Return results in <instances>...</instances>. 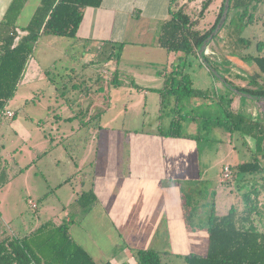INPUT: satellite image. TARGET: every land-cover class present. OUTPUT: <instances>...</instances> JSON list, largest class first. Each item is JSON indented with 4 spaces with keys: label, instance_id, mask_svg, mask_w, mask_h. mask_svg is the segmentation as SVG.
Here are the masks:
<instances>
[{
    "label": "rangeland",
    "instance_id": "rangeland-1",
    "mask_svg": "<svg viewBox=\"0 0 264 264\" xmlns=\"http://www.w3.org/2000/svg\"><path fill=\"white\" fill-rule=\"evenodd\" d=\"M203 1L192 0L189 12L196 15ZM35 3L36 0H32L27 8L29 14ZM241 12L242 9L232 10L230 18L237 14L233 21V28L243 26L242 36L252 41L251 46L243 51V55H264V2H254L251 5L248 12L253 13L254 17L247 26L242 24L247 21L248 16H239ZM27 21L28 17L25 15L21 23ZM54 36L57 35L44 36L36 45L35 49L38 51H34V54L43 52L49 53L52 57L61 55L59 56L61 58L50 62V66L42 69L45 72L49 68V72H45V75L40 74L38 77L34 72L33 80L22 81L15 96L7 104V109L13 110L16 116L0 117V154L2 155L0 170L3 166H7L11 178L0 184V217L8 231L17 234L16 236H22L44 221L61 220L64 217L73 216V211L79 207L73 198L66 201L64 205L55 193L44 195L40 192L45 191L46 182L52 177H57L62 172L68 176L71 172L69 168L75 161L78 163L86 161L88 164L85 171L88 172H91L94 166L109 170L118 169V167L123 170L130 168L133 169V178H136L135 169L138 167H136V161L128 157V153L131 154V151H128L129 146L139 142L141 138L139 134L143 131H160L169 128L174 115L170 107L173 108L175 105V97H169L173 101L172 104L169 106L170 99H168L165 108L161 110L159 95L154 90V87H163L164 79H162L161 71L165 68L171 71L185 67V71L193 79V86L198 89H209L210 93L208 96L182 97L179 103L184 109L182 113L201 115V117L195 120L187 117L182 127L185 135L170 141L173 143L172 147L166 144L165 149L152 151V154L157 155L161 152L167 155L168 148H171L173 156L180 153L182 160L180 163L179 160L173 161L169 171L172 177H176L179 175L178 166L184 165L183 155L186 153L189 172L186 173V178H173V182L179 183L182 191L189 198L197 224L205 223L213 209L217 215L227 213L232 205L231 199L232 202L237 200V194L234 196L231 194L232 188L229 182L220 180L224 164L250 159L249 151L243 142L248 141L251 144L254 140L237 127L230 130L214 120L206 123L204 116L215 115L217 109L222 110V105L216 97V83L220 81L205 65H201V60L191 59L184 66L183 60V64L167 62L168 53L164 51L165 49H160L164 55L156 57V53L148 54L136 47L120 51L118 47L112 50L110 46L103 51L98 50L93 57L83 58L72 54L78 51L79 47H71L69 43L67 44V37L64 42L52 43L50 38H56ZM218 39L216 47L224 61L218 67L219 72L229 76L228 69L232 70L234 67L232 68L231 65L234 63L235 69L247 76L246 70L241 69L251 72L249 67L252 62L228 55L227 49L224 50L222 47L225 37L219 36ZM260 41L262 45L258 48L257 43ZM51 43L53 46L50 45ZM69 45L71 48L65 53ZM110 53L114 54V58H109ZM118 56L124 59L119 68V84H116L102 77L104 73L98 68L101 66L111 69L109 73L111 76ZM228 58H231L233 62ZM170 60L172 61L173 58L171 57ZM33 70L34 68L31 67L29 77ZM141 73L146 75L143 79L139 76ZM237 75L240 76V74ZM235 76L236 74L232 77L235 78ZM240 79L248 83L251 81V78L243 76H240ZM132 83L146 87L148 94L145 95L140 89L131 86ZM251 85L260 86L254 83ZM227 91L236 95L228 89ZM249 102H258L255 104L264 106V100ZM261 113V118L264 119V107ZM221 114H224L223 110ZM15 121L17 124H14ZM188 135L202 137L198 139ZM89 145L100 146L103 150L98 153L96 150L89 152ZM234 146L237 147V151H233ZM116 153L119 156L117 164ZM233 153L235 157L232 156ZM61 155L68 156V162L60 158ZM90 155H92L91 158ZM56 158L61 159L59 168L53 165ZM90 159L92 166H90ZM159 165V160L155 159L150 167L153 170H159ZM166 165L169 164L166 163ZM194 170H200L198 177L187 178L194 175ZM111 176L114 177L112 174ZM263 181L260 182L261 185H264ZM85 183V185L82 182L77 184L79 188L84 186L87 189L89 179ZM155 190V182H152L149 191ZM120 194L123 199H127L131 193L125 185L124 191ZM29 199L39 203L40 206L34 208L29 203ZM175 200L177 198L174 194L171 199L173 219L177 210ZM79 217H82V212L78 215ZM76 228L79 229V227ZM74 234L76 236V233ZM205 237L208 238V233L201 234L197 243L190 239L191 241L188 240L185 247L182 244L174 249L176 252L201 253L207 246ZM162 259L164 264H187L183 257L177 255H162Z\"/></svg>",
    "mask_w": 264,
    "mask_h": 264
},
{
    "label": "crops",
    "instance_id": "crops-1",
    "mask_svg": "<svg viewBox=\"0 0 264 264\" xmlns=\"http://www.w3.org/2000/svg\"><path fill=\"white\" fill-rule=\"evenodd\" d=\"M40 1L41 0H36V3L32 6L31 14H29L27 8L31 5L32 0H27L18 18L19 25L25 26L28 24ZM191 1L192 0H182V3L185 2L188 4V11ZM11 2L12 0H0V20L3 19ZM222 2L223 0H212L205 10L203 17L195 25V28L205 30L211 27L217 18ZM169 3L170 0H103L100 7H87L85 9L84 19L80 25L77 37H67L68 40H66V43H69L71 47H79V50L72 52V54L83 58L87 56L93 57L98 50L103 51L108 46L113 50L120 45H123L122 51L129 49V47H136L144 50V52L148 54L154 52L156 53V57L158 55H164L162 54L164 52H160V49L163 48L158 44V27L162 21L170 17ZM25 15H27L28 21L26 23H21ZM193 16L195 17V15ZM44 36L46 35L40 37L39 43ZM54 37L56 38H50L52 43L59 41L64 42L66 39L65 36L59 35ZM52 43L50 44L51 46H53ZM70 45L66 47L65 53L69 52L71 48ZM35 51H38V49H35ZM65 53L61 52V54ZM167 53V62L170 61L174 64L176 62H178V64L182 63V60L179 58L181 53ZM59 56L53 55L52 57L49 53L36 52L28 62L22 81H25V79L33 80L35 78H32L34 72L36 74L35 76L38 77L40 74L45 75L42 69L50 66V62H55L57 58H61ZM171 57L173 58L172 61L170 60ZM123 59V57L117 59V64L111 76H109L111 69L99 66L98 69L100 71L102 70L104 73V76H101L107 80H111L115 73H117L119 77V68ZM228 59L233 62L231 58ZM94 60L95 59H93V61ZM231 66L234 68L232 70L228 69V77L235 85L251 88L258 87L251 85L250 82L248 83L245 80H241L240 76H243L244 78H251V81L256 80V84H260V86L264 87V73H259L252 65L251 67L248 66L252 73L248 72L247 69H241L244 71L246 70L245 73L249 77L242 75L240 70L235 69L234 63ZM31 67H33L34 70L30 72L32 73L30 78L28 75ZM231 71H233V73H231ZM235 74L236 76L233 78L232 76ZM237 74H240V76ZM139 76L143 79V76L146 75L141 73ZM238 81L241 83H236ZM117 82H119V80H117ZM130 85L134 87V85ZM135 85H139L140 91L145 93V95L148 94L146 87H142L143 85L138 83H135ZM216 86V96L223 95L225 98L231 99L232 110L235 113L242 114L252 120L260 122L262 126H264V119L261 118V111L264 106L255 104L258 102H249L251 100L255 101V99L242 98L243 96L238 94L233 95L229 93L221 82H217ZM154 88L157 89L161 87ZM15 116L16 115H14V117ZM15 123L16 121L14 124ZM139 135H141L139 142L128 148V151H131V154L128 153V157L137 163L136 167L138 168L135 169L136 178H133V169L131 170L130 168L123 170L118 167V169L113 168L109 170L94 166L91 172H88L85 171L88 164L86 161H79V163L75 161L74 165L71 164L69 168L71 172L73 171L72 173L70 172L69 175L66 176V173L62 172L57 177H52L50 180L47 179L45 191L41 190L40 192V194L44 195L55 193L65 205L66 201L68 202V200L72 198L77 203L76 198L80 193L90 189L94 190L97 199L91 206L82 208L77 203L79 207L73 211V216H67L61 220L52 221L57 224L70 221L69 231L73 238L99 263L111 261L113 264H122L124 262L138 264L131 247L153 248L162 252H168L164 253V255L167 256L177 255L182 257V254L189 252H176L174 249L176 246L183 244L185 247L187 241L190 239H193V241L197 243V240L201 238V234L207 233L204 228L205 223H199L200 227L195 230L187 226L183 217V209H181L182 188L179 183L176 184L173 182V178H186V173L189 172L186 153L183 155L184 165L178 166L179 175L176 177H172L169 171L173 161L179 160L180 163L182 160V155L180 153L173 156L171 148H168L169 153H167V155L161 152L157 155L152 154V151L165 149L166 144L172 147L173 143L170 141L179 139L180 137L163 136L159 131H143ZM251 137L254 140L251 144H249L248 141L243 142L245 143V148L249 151L248 156L250 158L245 161H249L253 159L254 156H257L261 166L260 171L251 174L240 173L236 171L235 167L245 161L227 163L224 164V166H231V177L225 179L222 170L220 180L222 182H229L232 188L231 194L233 196L237 194V200L232 202L231 199L230 203H232V205L228 212L234 207L239 217L243 218V226L245 228L264 233V185L260 184V182L264 180V149L261 152H256V140L253 136ZM236 149L237 147L234 146L233 151H237ZM95 150L98 153V151H102L103 149L100 146H88L89 152ZM135 151L136 154H134ZM234 153L232 156H234ZM91 157L92 155H90V158ZM118 157L116 153V164ZM60 158L65 159V162L69 160L68 156L65 155H61ZM60 158H56V162H53L55 168L60 167ZM155 159L159 160V170H153L150 167L151 162L155 161ZM166 163L169 165H166ZM92 165V160L90 159V166ZM166 168L168 171L167 173ZM21 170H23V168H21ZM194 172V175L187 176V178H197L200 170H194ZM111 174L114 175V177H112ZM10 179L9 176L8 180ZM88 179L89 184H87V189L84 188V186L82 188L78 187L77 183L82 182L85 185ZM152 182H155L156 190L151 192L149 188ZM74 184H76V186H74ZM125 185L131 193L128 195L127 199H123L120 196L121 191H124ZM253 188H256V190H252ZM249 190H252L253 197H258H256V205L251 211L244 212L242 195ZM174 194L177 198V200H175L177 210L175 211L176 215H174L175 217L173 219L171 199ZM39 206L40 204L37 203L36 208ZM81 212L82 217L78 218ZM227 213L218 215L222 216ZM76 227H79V229ZM6 230L7 234L15 237H23L30 232L24 233L22 236H16L17 234L8 231L7 227ZM74 233H76V236ZM204 239L207 246L205 251L202 252L206 253L208 238L206 239L205 237Z\"/></svg>",
    "mask_w": 264,
    "mask_h": 264
},
{
    "label": "trees",
    "instance_id": "trees-1",
    "mask_svg": "<svg viewBox=\"0 0 264 264\" xmlns=\"http://www.w3.org/2000/svg\"><path fill=\"white\" fill-rule=\"evenodd\" d=\"M26 2L27 0H12L3 19L0 20V117L4 111L8 110L7 104L15 96L40 37L43 35L77 37L84 19L85 9L87 7H100L103 0H41L28 24L21 26L18 24V18ZM211 2L212 0H204L201 9L194 17L188 11L187 3H182V0H170V17L159 24V46L169 53H181L179 58L185 62L184 66L191 59H200L201 65H205L198 49L218 23L223 11L224 0L211 27L200 30L195 28V25L203 17ZM254 2L259 3L264 2V0H231L229 14L224 26L207 47L206 57L218 71L219 65L221 66V63L224 62L216 47L219 42L218 37L221 36L222 38L225 37L222 47L224 50L227 49L228 55L252 62L255 70L264 73V55H243V51L251 46L252 41L242 36L243 26L233 28V21L237 14L230 18L232 10L242 9L239 16H248L247 21L242 24L247 26L254 17L253 13L248 12ZM261 45V41L257 43L258 48ZM122 47L123 45H120L118 49L122 51ZM112 57H114L113 54L109 56V58ZM116 58L120 59V56ZM226 62L228 61L226 60ZM167 70L165 68L161 71L164 79L163 87L154 90L159 94L161 110L165 108L169 97H175V105L173 108L170 107L174 111V115L169 128L159 132L167 137H181L185 135L182 127L187 117L195 120L201 115L183 114L184 109L179 105L180 100L185 96H208L210 90L195 88L193 79L185 71V67L181 70ZM45 72L48 73L49 68ZM210 73L216 77L211 71ZM223 76L235 85L228 75ZM118 78V74L115 73L111 79L112 83L117 84ZM250 83L256 84V80H252ZM132 85L140 88L135 83ZM237 87L252 94L264 95L263 86L257 88ZM227 89L232 92L229 88ZM216 97L222 105L224 114H221V109H217L215 115L204 116L206 123L214 120L217 124L225 125L230 130L237 127L244 134L255 138L256 152L263 151L264 126L260 122L235 113L232 110L231 99H227L223 95ZM172 102L170 99L169 106ZM201 137L195 136L194 138L199 139ZM1 157L0 154V159H2ZM235 169L240 173L251 174L259 172L261 166L258 157L254 156L253 159L237 165ZM8 179L7 166H3L0 170V184ZM252 190H256V188ZM252 190L246 191L242 195L244 212H250L256 205V197L258 196L253 197ZM96 199V193L90 189L80 193L76 201L82 208H86L91 206ZM181 201L183 217L187 226L193 230L197 229L200 225L196 223L194 208L182 190ZM69 225L70 221L57 224L49 220L23 237H15L7 234L6 226L0 217V264H113L111 261L97 262L73 238L69 231ZM204 228L208 233L207 251L206 253L189 252L182 254L187 264H264V233L245 228L243 218L239 217L234 207L222 216L217 215L213 209L204 224ZM131 250L138 264H164L162 255L168 253L153 248L131 247ZM122 264L129 263L124 262Z\"/></svg>",
    "mask_w": 264,
    "mask_h": 264
},
{
    "label": "water",
    "instance_id": "water-1",
    "mask_svg": "<svg viewBox=\"0 0 264 264\" xmlns=\"http://www.w3.org/2000/svg\"><path fill=\"white\" fill-rule=\"evenodd\" d=\"M230 5H231V0H224V6H223V11L221 14V17L216 24L215 28L212 30V32L203 40V42L199 46V55L203 61V63L206 65V67L218 78V80L227 88H229L233 93L238 94L240 96L250 98V99H255V100H264V95H257V94H252L250 92L244 91L239 89L237 86L231 84L225 76H223L207 59L206 53H207V47L213 40V38L220 32L222 27L224 26L229 10H230Z\"/></svg>",
    "mask_w": 264,
    "mask_h": 264
},
{
    "label": "built area",
    "instance_id": "built-area-1",
    "mask_svg": "<svg viewBox=\"0 0 264 264\" xmlns=\"http://www.w3.org/2000/svg\"><path fill=\"white\" fill-rule=\"evenodd\" d=\"M15 115V112L14 111H11V110H6L2 113V116H6V117H9V118H12L14 117ZM231 174H232V169H231V166L230 165H225L224 168H223V176L225 179H229L231 177ZM29 203L34 207L36 208L37 207V203L32 201V200H29Z\"/></svg>",
    "mask_w": 264,
    "mask_h": 264
}]
</instances>
